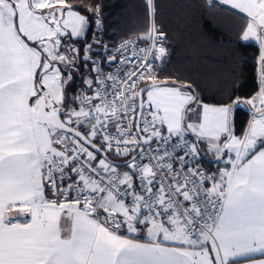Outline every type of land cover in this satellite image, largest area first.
<instances>
[{"label": "snow or ice", "instance_id": "snow-or-ice-1", "mask_svg": "<svg viewBox=\"0 0 264 264\" xmlns=\"http://www.w3.org/2000/svg\"><path fill=\"white\" fill-rule=\"evenodd\" d=\"M171 7L255 43L250 96L163 75L159 0L150 53L100 0H0V264H264V0Z\"/></svg>", "mask_w": 264, "mask_h": 264}, {"label": "trees", "instance_id": "trees-1", "mask_svg": "<svg viewBox=\"0 0 264 264\" xmlns=\"http://www.w3.org/2000/svg\"><path fill=\"white\" fill-rule=\"evenodd\" d=\"M100 2L104 5L103 14L107 23L118 24V27L108 30L107 36L115 37L112 42L146 32L141 0ZM173 2L159 0L162 5L159 24L167 31L172 49L171 57L162 69L163 75L179 78V82L184 84H192L197 91L203 89L206 95L226 89L233 96H250L258 85V79L255 78L258 69L256 45L235 39L234 33L215 23H179L176 10L171 7ZM196 85H199L198 89ZM244 118V114L239 113L238 120L242 122Z\"/></svg>", "mask_w": 264, "mask_h": 264}, {"label": "built area", "instance_id": "built-area-1", "mask_svg": "<svg viewBox=\"0 0 264 264\" xmlns=\"http://www.w3.org/2000/svg\"><path fill=\"white\" fill-rule=\"evenodd\" d=\"M157 27L163 28V26L161 24H159V23L157 24ZM140 37H142V36H140ZM140 37L139 36L138 37L137 36L125 37V38H122V39H120V40H118V41H116L114 43H116L117 45H119V44H121L123 42H126V41H133L131 47L137 48V46H138L139 49H147L149 51V53H150V51H151V40H149L147 43H145V42H143V41H141L139 39ZM252 43L255 44L254 42H252ZM167 48H168V51L171 53L172 52V49H171V47L169 45V39H167ZM170 57H171V54H170V56L168 58V61H169ZM168 61L165 64H163L162 66H160L161 69H163L166 66V64L168 63ZM257 62H258V57H257ZM205 166L206 167H209L207 165H205Z\"/></svg>", "mask_w": 264, "mask_h": 264}, {"label": "crops", "instance_id": "crops-1", "mask_svg": "<svg viewBox=\"0 0 264 264\" xmlns=\"http://www.w3.org/2000/svg\"><path fill=\"white\" fill-rule=\"evenodd\" d=\"M246 42H251V41H246ZM208 157L213 158V157H211V154H208ZM209 167L213 170V172H215L217 170L218 165L214 162V164L209 165ZM219 167L222 168L223 167V163H221L219 165ZM241 264H247V262H241Z\"/></svg>", "mask_w": 264, "mask_h": 264}, {"label": "rangeland", "instance_id": "rangeland-1", "mask_svg": "<svg viewBox=\"0 0 264 264\" xmlns=\"http://www.w3.org/2000/svg\"><path fill=\"white\" fill-rule=\"evenodd\" d=\"M145 35H147V33L145 32V33H143V34H141V35H139V37L140 36H142V37H144ZM138 37V36H137Z\"/></svg>", "mask_w": 264, "mask_h": 264}, {"label": "water", "instance_id": "water-1", "mask_svg": "<svg viewBox=\"0 0 264 264\" xmlns=\"http://www.w3.org/2000/svg\"><path fill=\"white\" fill-rule=\"evenodd\" d=\"M206 158H208V157H206ZM209 159H211V160H213V161H214V159H215V158H209Z\"/></svg>", "mask_w": 264, "mask_h": 264}]
</instances>
